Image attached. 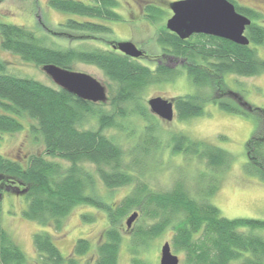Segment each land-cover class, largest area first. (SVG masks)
<instances>
[{
    "label": "trees",
    "instance_id": "16d2710c",
    "mask_svg": "<svg viewBox=\"0 0 264 264\" xmlns=\"http://www.w3.org/2000/svg\"><path fill=\"white\" fill-rule=\"evenodd\" d=\"M229 1L238 13L252 20L245 29L247 46L199 34L193 35V39L181 40L164 25L157 29L156 42L164 57L182 61L181 67L193 86L190 94L174 98L178 120L202 116L209 102L233 114L247 116L248 110L262 114V120L247 141L248 161L244 168L246 173L264 180V108L244 102L247 110H243L238 104L221 101L216 96L217 93L232 94L234 99L243 101L238 93L229 91L225 77L264 73V58L259 54L264 50V26L255 22L261 15L234 0ZM117 4V0H49L53 9L84 18L68 19L64 23L66 28L91 34L110 32L99 20L110 23L123 20L115 10ZM145 13L153 23L163 14L155 5L146 6ZM0 47L40 68L55 64L71 70L73 62L92 64L114 84L113 91L112 86L108 88V103L105 101L111 110H104L103 105L82 100L60 87L14 75L0 60V139L4 133L22 130V120L28 119L35 121L29 124V130L34 138L40 137L44 146L43 152L31 154L25 163L0 155V183L18 193L22 191L15 188L17 181L23 186L28 202L23 211L26 218L40 225L53 222L60 227L61 219L76 205L103 210L109 226L95 249L92 264H118L123 239L120 226L130 212L138 213L134 222H139L132 232L135 240L130 243L131 264H145L133 254L135 247L146 245L167 229L173 232L170 244L176 252L183 253L184 264H264V238L254 233L264 228V220L221 216L209 200L218 190L217 177L203 192L201 187L194 190L187 187L182 179L166 191H156L146 181L154 164L148 156L166 147L155 134L159 119L150 113L142 93L149 85L171 81L177 74L173 68L156 64L151 69L111 49H54L46 46L32 29L15 24H0ZM204 91H211L212 96L204 95ZM88 118H95L98 128L86 129L84 123ZM134 118L144 121L145 125L136 136L129 135L134 141L130 147H123L115 136L105 133L111 128L122 129L120 120ZM167 143L172 154L205 161L212 172L225 169L232 160L225 150L205 141L191 140L184 133L171 134ZM49 158H58L69 166L63 170ZM85 164L93 165L94 169L89 170ZM96 177L108 189L131 186V190L120 203L108 204L94 193ZM33 246L39 264H78V259L91 248L86 239L78 238L71 255L65 257L47 232L34 233ZM0 264H30L1 222Z\"/></svg>",
    "mask_w": 264,
    "mask_h": 264
},
{
    "label": "rangeland",
    "instance_id": "374dc122",
    "mask_svg": "<svg viewBox=\"0 0 264 264\" xmlns=\"http://www.w3.org/2000/svg\"><path fill=\"white\" fill-rule=\"evenodd\" d=\"M172 1L175 0H117L118 4L115 10L121 14L123 20L111 23L99 20L100 24L110 28V32L91 34L66 28L64 23L68 19L81 21L84 18L53 9L49 5V0H0V24H15L32 29L46 46L54 49L109 50L110 43L131 41L146 54L145 58L137 59L139 62L148 65L151 69H154L156 64H163L173 68L177 73L169 82L149 85L142 93L143 102L147 106L146 101L149 98L160 96L172 100L174 103V98L190 94L193 91V86L181 67L182 61L164 57L156 42L158 27L165 26L166 20L171 16L168 3ZM236 1L240 6L257 11L261 18L255 22L264 26V0ZM148 5H155L163 12L156 23L148 20L145 15L144 8ZM192 37L193 35L190 38L193 39ZM259 54L264 58V50ZM0 60L6 64L7 71L14 75L58 87L39 66L24 61L17 54L2 50L1 47ZM71 70L87 73L96 78L106 87L107 96H109V86H112V91L114 90V84L95 65L73 62ZM225 81L229 91L238 93L242 96L243 101L234 99L232 94L217 93L216 96L219 100L238 104L242 109L244 108L243 110H247L244 102L254 107L264 108V73L251 77L227 75ZM203 94L212 96L211 91H204ZM106 102L99 103L103 105L101 108L111 110V106L106 105ZM156 117L159 121L155 123V134L161 137L160 144L166 148L163 151L152 152L148 156L149 161L154 163L146 179L152 189L166 191L171 189L178 179H182L187 187L193 190L201 187L203 192L211 186L209 184L211 180L217 177L218 190L209 200L219 209L221 216L229 219L243 217L264 220V180L246 173L244 168L248 161L246 144L252 136L256 124L262 120L260 112L248 110L247 116L233 114L223 111L209 102L205 104L204 114L199 117L181 121L177 119L176 112L170 122ZM22 122L24 125L22 130L1 135L0 155L25 163L26 158L31 154L43 152L44 146L40 137L34 138L29 130V124L35 123V121L23 119ZM120 122L124 129L111 128L105 130V133L115 136L119 143L127 148L134 143L133 138L129 135L132 133L136 136L145 122L138 118L120 120ZM84 127L96 129L98 122L95 118H88ZM262 127L264 129L263 122ZM132 128L135 129L134 132L131 131ZM173 133H184L191 140L205 141L215 145L228 152L232 156V160L225 169L212 172L211 168L206 167L205 161L199 162L193 157L172 154L167 142ZM49 159L59 163L63 170L69 166L67 162L58 158ZM85 167L89 170L94 169V166L89 164H85ZM130 190L131 186L108 189L98 177L95 178L94 193L108 204L120 203ZM24 193L11 190L3 191L0 199V222L25 253L30 264H39L33 246V234L36 232L49 233L65 257L71 255L73 245L78 238L86 239L91 248L85 256L78 259V264H92L96 255L95 249L102 241L105 229L109 226L106 213L94 206L81 204L76 205L68 215L61 219L60 227H56L53 222L40 225L23 215L28 204ZM84 215L86 219L83 218ZM127 217L122 219L120 226L123 239L118 253V264H131L130 243L134 242L132 232L139 223L138 221L133 222L129 228L125 223ZM172 233L170 229L165 230L160 236L148 240L146 245L140 244L138 248L135 247L136 251L133 254L145 264H159L160 249L165 242L171 243ZM254 233L264 238V228L254 230ZM171 251L178 256L179 264H184L183 253L176 252L172 246Z\"/></svg>",
    "mask_w": 264,
    "mask_h": 264
},
{
    "label": "water",
    "instance_id": "95a60500",
    "mask_svg": "<svg viewBox=\"0 0 264 264\" xmlns=\"http://www.w3.org/2000/svg\"><path fill=\"white\" fill-rule=\"evenodd\" d=\"M168 7L172 15L166 20L165 28L181 40L203 34L242 46L249 44L245 29L251 24V19L238 13L229 0H175L169 2ZM112 48L133 59H139L144 54L133 42L126 40L112 44ZM41 69L55 85L82 100L92 103L107 100L106 87L87 73L55 64H45ZM146 102L151 113L167 122L173 120L175 107L172 100L155 96ZM137 216V212L131 213L125 221L126 226L130 228ZM159 264H179V258L172 253L169 242H165L160 249Z\"/></svg>",
    "mask_w": 264,
    "mask_h": 264
},
{
    "label": "flooded vegetation",
    "instance_id": "af4514ba",
    "mask_svg": "<svg viewBox=\"0 0 264 264\" xmlns=\"http://www.w3.org/2000/svg\"><path fill=\"white\" fill-rule=\"evenodd\" d=\"M235 2H237L236 0H234ZM169 4V3H168ZM238 4V3H237ZM239 5V4H238ZM240 6V5H239ZM242 6V5H241ZM242 7H244V6H242ZM246 7V6H245ZM247 8H249V7H247ZM145 9V8H144ZM146 15V14H145ZM171 15H172V13H171ZM251 22H252V20H251ZM199 35H203V34H199ZM205 36H208V35H205ZM109 46L111 47L110 49L111 50H116V49H113L112 48V43H110L109 44ZM118 51V50H117ZM119 52V51H118ZM146 57V54H143V56L141 57V58H145ZM18 183H17V185L15 186V188H17L18 189V191L20 192V190L22 191V192H24V189H23V186L22 185H20V182L19 181H17ZM0 190L2 191V193H3V191H8V190H11V191H13V189H11V187H6V186H3L2 185V183H0ZM2 193H0V199L2 198Z\"/></svg>",
    "mask_w": 264,
    "mask_h": 264
}]
</instances>
